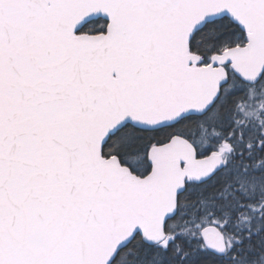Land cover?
<instances>
[{"label":"snow or ice","instance_id":"6c2138e0","mask_svg":"<svg viewBox=\"0 0 264 264\" xmlns=\"http://www.w3.org/2000/svg\"><path fill=\"white\" fill-rule=\"evenodd\" d=\"M0 264H264V0H0Z\"/></svg>","mask_w":264,"mask_h":264}]
</instances>
